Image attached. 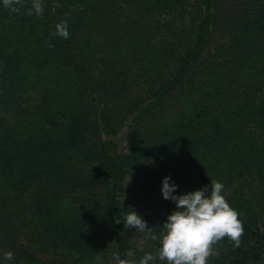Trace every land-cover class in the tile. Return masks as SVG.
Here are the masks:
<instances>
[{
	"label": "trees",
	"instance_id": "16d2710c",
	"mask_svg": "<svg viewBox=\"0 0 264 264\" xmlns=\"http://www.w3.org/2000/svg\"><path fill=\"white\" fill-rule=\"evenodd\" d=\"M43 5L0 0V264L154 253L123 222L160 234L164 177L176 195L215 179L238 211L240 247L208 264H264V0Z\"/></svg>",
	"mask_w": 264,
	"mask_h": 264
},
{
	"label": "clouds",
	"instance_id": "9594fccd",
	"mask_svg": "<svg viewBox=\"0 0 264 264\" xmlns=\"http://www.w3.org/2000/svg\"><path fill=\"white\" fill-rule=\"evenodd\" d=\"M26 2L27 0H2L3 6L10 13H19ZM30 5L26 8V15H43V0H30ZM58 7L61 5L55 3L52 11ZM54 28L52 35L69 38L66 20H61ZM176 187L170 177L163 178L162 197L173 201L175 210L167 216L159 235L152 233L146 226V221L135 211L129 210L123 222L125 229L135 228L136 232L157 242L155 252H146L138 261L133 259L135 252L132 249L126 251L125 258L113 253L115 264H156L157 261L160 264H208L213 257L219 256L217 246L225 238L234 248L240 247L244 235L243 222L238 218V211L228 203L223 183L211 179L209 185L180 195L174 194ZM13 257V252L8 251L3 258L11 261Z\"/></svg>",
	"mask_w": 264,
	"mask_h": 264
},
{
	"label": "rangeland",
	"instance_id": "374dc122",
	"mask_svg": "<svg viewBox=\"0 0 264 264\" xmlns=\"http://www.w3.org/2000/svg\"><path fill=\"white\" fill-rule=\"evenodd\" d=\"M94 260H96V264H107L108 261H105V257L101 255H95ZM110 260V259H109Z\"/></svg>",
	"mask_w": 264,
	"mask_h": 264
}]
</instances>
